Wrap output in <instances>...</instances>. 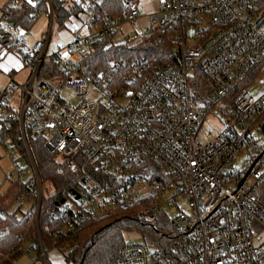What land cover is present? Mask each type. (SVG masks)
Returning <instances> with one entry per match:
<instances>
[{"label":"built area","instance_id":"2783aa9c","mask_svg":"<svg viewBox=\"0 0 264 264\" xmlns=\"http://www.w3.org/2000/svg\"><path fill=\"white\" fill-rule=\"evenodd\" d=\"M20 2L29 3L8 4ZM141 6L129 3L122 17L72 16V37L51 54L58 71L48 78L40 68L51 7V30L34 45L1 15L0 31L17 42L26 70L22 80L7 74L0 87L3 180L23 187L15 201H31L38 217L44 192L28 138L41 137L57 169L78 173L83 190L52 209L68 219L58 229L46 226L48 233L134 207L141 223L168 216L170 254L126 241L116 264H264V138L254 135L264 137V0H158L148 14ZM156 31L170 33V48L140 54L120 81L94 76L82 62L102 35H109L106 45L131 46L151 44ZM53 82L78 99L65 100ZM244 147V166L235 169ZM47 251L40 246L44 264Z\"/></svg>","mask_w":264,"mask_h":264},{"label":"trees","instance_id":"16d2710c","mask_svg":"<svg viewBox=\"0 0 264 264\" xmlns=\"http://www.w3.org/2000/svg\"><path fill=\"white\" fill-rule=\"evenodd\" d=\"M134 1L136 0L93 1L86 10L96 13L100 19L109 16L122 17L126 14L129 3ZM50 7L53 15L52 30L63 28L66 20L78 16L85 9L81 1L70 3L69 0H37L35 4L20 2L15 8L7 2L2 6L1 15L5 14L9 22L27 32L34 21L31 16L47 14ZM152 36L154 39L151 44L143 42L126 46L106 45L109 35H102L93 42L94 49L82 59V62L92 75L111 76L112 73L111 78L120 81L122 75L132 69L133 61L140 54L152 55L157 54L160 49L170 48V33L156 31ZM16 43L8 33H0L2 48L11 51L15 49ZM112 59L117 62V66L109 65ZM57 71L58 62L51 56L42 63L40 75L48 78ZM262 123L264 131V117ZM28 144L41 181L49 182L52 191H46L42 195L38 217L35 215L36 209L33 204L17 216L20 209L17 206L12 208L11 205L24 189L15 184L13 190L5 188L6 190L2 191L3 184L0 182V264H13L26 245L35 249L38 257L40 246L45 250L54 248L68 264H116L115 257L126 242L123 234L127 230L136 231L143 242L154 245L162 253L170 254L168 234H174V230L168 216L165 213L158 214L152 221L141 223L135 218L134 207H116L98 217L87 215L71 230L59 231L56 234L48 233L45 230L46 226L58 229L66 224L68 219V216L51 213L52 209L56 208V203L71 198L68 194L69 189L81 193L83 190L77 180L78 173L57 169L43 138L29 137ZM254 157L255 155L249 156L250 162ZM46 264H51L47 257Z\"/></svg>","mask_w":264,"mask_h":264},{"label":"rangeland","instance_id":"374dc122","mask_svg":"<svg viewBox=\"0 0 264 264\" xmlns=\"http://www.w3.org/2000/svg\"><path fill=\"white\" fill-rule=\"evenodd\" d=\"M3 1H5V0H0V4ZM75 1H78V0H75ZM93 1L99 2L101 0H84V2L86 4H89V2H93ZM157 1L158 0H142V3H143L142 13L143 14L150 13V11L152 10V6L155 5L157 3ZM87 14L88 13L81 12L80 18L85 19L87 17ZM48 29H49V19L47 18V16L45 14H41L39 17H37L32 22V26L30 27L29 32L28 33L26 32V34L24 35V39L27 41V43L29 45L38 44V43H41L42 41L44 42L47 38ZM71 37H72V34L66 28H64V27L61 29L54 28L52 30L50 39L48 40L47 47H46L47 59L51 57V54L53 53V51L55 50V48L58 44L68 42L71 39ZM8 54L11 56H12V54L14 55V57L13 56L12 57L15 60V64H17L18 62H20L22 64L21 54L17 49L11 50V52H8ZM17 60H19V61L17 62ZM0 80H1V74H0ZM53 84L55 85V87L57 89V93L60 96H62L65 100H67L69 102H75L78 99V97L75 96V94H74L73 88L67 87L65 84L59 83V82L58 83L53 82ZM210 119H212V117H209L208 121L206 123L211 122ZM203 128L208 130L210 128V126L206 124V125H204ZM254 135L256 137L258 136L260 141H262V139L264 138L263 134L260 131H256ZM247 154H248V150L246 149V147H244L242 150H240L236 154L232 167L235 169H241L244 166V160L247 157ZM22 162L24 163L23 160H22ZM7 169H8V162L4 158L0 162V182L2 181V184H3L2 191L6 190V189L13 190L15 187V184L13 182L9 183L8 180H6V181L3 180L4 172ZM24 179H25V177H24ZM42 187H43L44 193L46 191L47 192L52 191V186L47 181L42 182ZM228 187L232 188L231 185H228ZM45 189H47V190H45ZM8 198L5 199L4 201L6 202L8 200ZM31 205H32L31 201L20 202L19 200H17V201L13 202L11 207L14 208L17 206V208L20 209V210H18V213L16 214L18 216L22 212L26 211L27 208ZM123 235H124L125 240L128 242L129 241H140V240L142 241L141 237L138 235V233L136 231L127 230L124 232ZM13 264H43V260L37 256L35 249L30 248V247H28V245H26V246H23L20 255L18 256V258H16V260L14 261Z\"/></svg>","mask_w":264,"mask_h":264},{"label":"crops","instance_id":"0c3cea01","mask_svg":"<svg viewBox=\"0 0 264 264\" xmlns=\"http://www.w3.org/2000/svg\"><path fill=\"white\" fill-rule=\"evenodd\" d=\"M9 0H5L3 1L1 4H0V16L2 14V6L7 3ZM71 1H75V0H69V2L71 3ZM78 1H81L82 2V5L84 6L85 9H83V11L81 12H84V13H89L88 10H86V8L88 9V4H86L84 2V0H78ZM137 1V0H136ZM158 4V1L155 5L152 6V10L153 11L155 9V7L157 6ZM141 8L143 9V3H142V0H141ZM150 11V12H151ZM49 12V11H48ZM80 12V13H81ZM41 14H45L47 16V18L49 19V16H48V13H41ZM40 14V15H41ZM40 15L36 16L34 18V20L39 17ZM71 21H74V18L71 19ZM67 25H69L68 21L66 20L65 21V25H64V28L67 29ZM29 31H27L28 33ZM8 52H11V51H7V50H4L2 49L1 47V44H0V74H1V80H0V87L6 82V76L7 74H16V77L19 79V80H22L24 77H25V74H26V70L23 69V66L20 62H18L19 60H17V64H15V60L13 59L14 55L12 54L9 55ZM47 258L49 259V261L51 262V264H68L66 262L63 261V259L61 258L60 256V253L58 250L54 249V248H51L47 251ZM44 264V263H43Z\"/></svg>","mask_w":264,"mask_h":264},{"label":"water","instance_id":"95a60500","mask_svg":"<svg viewBox=\"0 0 264 264\" xmlns=\"http://www.w3.org/2000/svg\"><path fill=\"white\" fill-rule=\"evenodd\" d=\"M9 24L12 26V25H13V22H9ZM51 26H52V18H51V20H50L49 32H50V30H51ZM258 157H259V156H257L256 159H257ZM256 159H255V160H256ZM255 160H254V161H255ZM253 163H254V162H253ZM253 163L250 165L249 169L251 168V166L253 165ZM249 169L247 170V172L249 171ZM247 172H246V174H247ZM246 174H245V176H246ZM245 176H244V177H245ZM243 179H244V178L241 179L239 185L242 183ZM68 194L71 195V196H74L75 199H78V198L80 197L79 192H78L77 190H75V189H69V190H68ZM63 201H64L63 199L60 200L59 202L56 203V205L61 204Z\"/></svg>","mask_w":264,"mask_h":264},{"label":"snow or ice","instance_id":"6c2138e0","mask_svg":"<svg viewBox=\"0 0 264 264\" xmlns=\"http://www.w3.org/2000/svg\"><path fill=\"white\" fill-rule=\"evenodd\" d=\"M29 3H32V0H28Z\"/></svg>","mask_w":264,"mask_h":264}]
</instances>
